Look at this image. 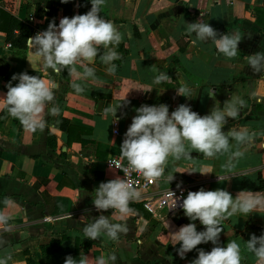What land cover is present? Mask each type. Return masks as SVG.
Returning a JSON list of instances; mask_svg holds the SVG:
<instances>
[{
    "label": "crops",
    "instance_id": "crops-1",
    "mask_svg": "<svg viewBox=\"0 0 264 264\" xmlns=\"http://www.w3.org/2000/svg\"><path fill=\"white\" fill-rule=\"evenodd\" d=\"M86 2L90 0H0V9L30 24L35 29L33 37L46 30L50 21L59 24L61 18L79 14L80 4L84 7ZM101 15L113 21L123 35L117 49L122 58L114 62L116 73L108 74L97 58V78L85 83L84 92L77 94L71 74L66 80L61 73L49 70L60 83L54 103L61 109L58 115L73 127L69 136L55 124L58 115H49L48 126L32 132L6 109L0 110V212L10 217L0 225V258L11 256L8 264L40 263L42 245L62 237L67 256L79 259L83 254L87 264H96L101 255L110 254L117 257L115 264H191L197 249L210 251L213 245H198L183 259L177 254L179 244L173 245L172 234L190 222L180 207L187 192L201 187L223 188L233 196L244 189L264 191V72H254L244 57L264 51V0H107ZM199 20L208 22L219 34L243 35L238 44L240 54L229 59L218 54L210 41L193 43L195 37L187 34L185 23ZM22 72L44 75L29 47L12 48L0 30V96L6 94L13 74ZM159 72H166L172 81L154 84ZM11 82L15 85L18 81ZM181 83L193 89L191 99L176 94L175 87ZM146 87L153 89L141 90ZM211 89L221 107L231 95H240L247 104L239 120L228 119L225 132L232 126H246L256 133L253 141L241 148L245 156L236 161L233 173L223 168L228 154L206 159L192 151L191 159L169 158L165 177L150 190H139L141 199L130 205L137 216L128 220L127 234H121L116 242L106 236L85 238L87 223L99 215H112L111 209H96L92 199L101 182L121 178L107 160L120 157L127 161L120 145L135 109L164 103L171 112L187 104L203 116L214 104L207 95ZM125 95L128 103L117 109L113 122L110 115L105 118L103 108L117 106ZM99 101H103L100 111ZM233 145L235 150L234 141ZM205 166H212L213 173L192 172ZM185 170L192 173L177 172ZM171 174L174 179L168 183ZM170 191L177 200L174 208ZM7 199L14 203L7 205ZM144 202L155 210L147 209ZM143 221L147 226L141 232ZM195 223L198 231L203 230L199 221ZM222 227L220 244L235 239L241 246L242 264H255L245 242L252 234L264 233V210L234 215ZM88 242L92 245L84 248ZM76 245L80 247L77 252Z\"/></svg>",
    "mask_w": 264,
    "mask_h": 264
},
{
    "label": "clouds",
    "instance_id": "clouds-1",
    "mask_svg": "<svg viewBox=\"0 0 264 264\" xmlns=\"http://www.w3.org/2000/svg\"><path fill=\"white\" fill-rule=\"evenodd\" d=\"M67 2L61 0V3ZM106 2L90 0L91 8L86 14L63 17L59 24L50 21L46 30L27 39V46L34 54V62L44 75H29L27 72L13 74L11 81L18 82L13 85L10 81L6 85V94L0 96V110L6 109L11 117L19 120L29 131H42L48 126L47 117L58 115L61 111L54 103L60 83L51 73L60 74L67 69L73 77L72 88L77 94L84 92L85 83L97 78V58L106 66L108 74L116 73L118 66L114 62L122 58L117 49L123 41V35L113 21L101 15ZM185 24L187 34L195 37L193 43L210 41L218 54L229 59L240 54L238 44L243 35L239 32L219 34L203 20ZM244 57L254 72H264V51ZM170 81L172 79L166 72H159L153 83ZM152 89L146 87L141 90ZM175 89L178 96L192 98L193 89L187 83H181ZM207 95L214 104L210 112L203 116L187 104H180L171 112L164 103L145 104L136 108V115L132 117L120 145L122 158L127 160L126 171L139 172L146 179L156 182L165 177L169 158L177 161L191 159L190 153L196 151L206 159L228 154L223 168L233 173L236 161L245 156L241 148L249 145L256 133L246 126H232L226 132L224 128L229 118H241L242 109L247 104L240 95H231L221 107L212 89ZM127 103L125 95L117 106L103 108L102 115L105 118L110 115L113 122L117 109ZM213 171L212 166H205L200 171L192 172L209 174ZM173 179V174L167 176L168 183ZM94 193L92 203L95 208L101 211L111 209L112 215H99L92 219L83 229L84 237L97 240L106 236L114 242L119 241L121 234L129 231L128 220L137 216V210L130 205L141 199V192L127 179L117 176L101 182ZM170 194L173 200L171 208H174L177 200L173 192L170 191ZM5 203L11 206L14 202L7 199ZM180 207L190 221L172 234L173 245L179 244L177 254L181 259L186 253L197 249L198 245L211 242L213 247L210 251L197 249V257L191 264H242L241 246L235 239L220 244V234L224 230L222 224L234 215H250L264 210V191L244 189L233 196L223 188L205 190L201 187L197 191H188ZM9 218L0 212V225L6 224ZM196 221L204 226L203 230H197ZM146 226L147 221H143L140 231L143 232ZM165 227H169L166 220ZM245 245L247 251L254 255L255 264H264V233L260 236L252 234ZM80 257L74 259L69 255L64 264H87V256L81 254ZM10 259L11 256L0 258V264H8ZM116 259L115 254L101 255L96 264H115Z\"/></svg>",
    "mask_w": 264,
    "mask_h": 264
},
{
    "label": "trees",
    "instance_id": "trees-1",
    "mask_svg": "<svg viewBox=\"0 0 264 264\" xmlns=\"http://www.w3.org/2000/svg\"><path fill=\"white\" fill-rule=\"evenodd\" d=\"M84 5L85 6L83 7V5L80 4L79 14H86L90 10V2H86ZM0 30L5 32L6 41L14 49H26V41L35 31L30 24L23 22L3 9H0ZM61 75L67 80L70 73L67 69H65ZM63 122L66 124H63ZM55 124L62 128V130L67 131L68 136L71 134L73 127L62 116H57ZM69 139L70 138L68 137V140ZM63 240V237L62 239H52L49 243L42 245V261L40 263H35L33 260H30L28 264H63L64 259L67 256L64 248L62 247ZM91 245L92 243L88 242L84 248L90 247ZM79 248V245H76V252Z\"/></svg>",
    "mask_w": 264,
    "mask_h": 264
},
{
    "label": "built area",
    "instance_id": "built-area-1",
    "mask_svg": "<svg viewBox=\"0 0 264 264\" xmlns=\"http://www.w3.org/2000/svg\"><path fill=\"white\" fill-rule=\"evenodd\" d=\"M115 132H117V131H115ZM107 165L116 169L120 173L121 178L127 179L132 184V186L135 187L137 190H141L144 192L148 191L156 183V182H153L151 180L146 179L139 172L126 171L127 161L124 162L120 157L109 158L107 160ZM171 200H172V198H171ZM144 206L147 209H149L150 211L155 210V206L149 205L148 202H144Z\"/></svg>",
    "mask_w": 264,
    "mask_h": 264
},
{
    "label": "water",
    "instance_id": "water-1",
    "mask_svg": "<svg viewBox=\"0 0 264 264\" xmlns=\"http://www.w3.org/2000/svg\"><path fill=\"white\" fill-rule=\"evenodd\" d=\"M102 105H103V101H99L98 104V111H100L102 109Z\"/></svg>",
    "mask_w": 264,
    "mask_h": 264
},
{
    "label": "rangeland",
    "instance_id": "rangeland-1",
    "mask_svg": "<svg viewBox=\"0 0 264 264\" xmlns=\"http://www.w3.org/2000/svg\"><path fill=\"white\" fill-rule=\"evenodd\" d=\"M165 202H166V200H165ZM172 203H173V201H172ZM165 207H167V206L165 205ZM168 208H169V207H167V210H169Z\"/></svg>",
    "mask_w": 264,
    "mask_h": 264
}]
</instances>
